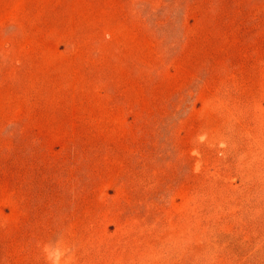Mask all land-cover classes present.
Here are the masks:
<instances>
[{"label": "rangeland", "instance_id": "1", "mask_svg": "<svg viewBox=\"0 0 264 264\" xmlns=\"http://www.w3.org/2000/svg\"><path fill=\"white\" fill-rule=\"evenodd\" d=\"M0 264H264V0H0Z\"/></svg>", "mask_w": 264, "mask_h": 264}]
</instances>
